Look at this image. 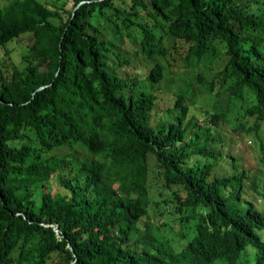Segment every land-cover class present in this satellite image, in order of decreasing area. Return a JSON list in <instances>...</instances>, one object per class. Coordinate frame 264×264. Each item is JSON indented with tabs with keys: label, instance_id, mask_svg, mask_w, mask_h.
I'll use <instances>...</instances> for the list:
<instances>
[{
	"label": "trees",
	"instance_id": "trees-1",
	"mask_svg": "<svg viewBox=\"0 0 264 264\" xmlns=\"http://www.w3.org/2000/svg\"><path fill=\"white\" fill-rule=\"evenodd\" d=\"M66 1L0 4V264H264V0Z\"/></svg>",
	"mask_w": 264,
	"mask_h": 264
},
{
	"label": "rangeland",
	"instance_id": "rangeland-1",
	"mask_svg": "<svg viewBox=\"0 0 264 264\" xmlns=\"http://www.w3.org/2000/svg\"><path fill=\"white\" fill-rule=\"evenodd\" d=\"M72 1L73 0H67L65 3V7L71 8L72 7ZM3 3H4V0H0V4H3ZM65 14H66V12H64V15ZM29 42H30L29 33L26 32V33H23L16 38L9 40L8 42L5 43L4 46H0V63L2 61H5L6 63L10 64V63H12V61H14L19 66H23L25 61H24L22 56L27 51V47H28ZM7 68H9V67H7ZM201 91L202 90L200 89V87L196 88L194 97H199V99H200L202 97L201 95L203 94ZM247 142L252 144V142H250V140H247ZM56 186H57L56 183L52 184L53 189ZM36 192H39L38 186H36Z\"/></svg>",
	"mask_w": 264,
	"mask_h": 264
}]
</instances>
